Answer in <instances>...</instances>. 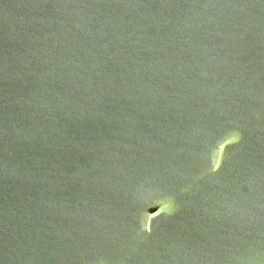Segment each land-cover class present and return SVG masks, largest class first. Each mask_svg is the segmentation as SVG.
<instances>
[{
  "label": "water",
  "instance_id": "water-1",
  "mask_svg": "<svg viewBox=\"0 0 264 264\" xmlns=\"http://www.w3.org/2000/svg\"><path fill=\"white\" fill-rule=\"evenodd\" d=\"M0 264H264V0H0Z\"/></svg>",
  "mask_w": 264,
  "mask_h": 264
}]
</instances>
